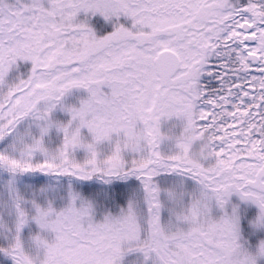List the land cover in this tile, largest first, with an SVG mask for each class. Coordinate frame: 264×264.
I'll list each match as a JSON object with an SVG mask.
<instances>
[{"label": "snow or ice", "instance_id": "obj_1", "mask_svg": "<svg viewBox=\"0 0 264 264\" xmlns=\"http://www.w3.org/2000/svg\"><path fill=\"white\" fill-rule=\"evenodd\" d=\"M0 264H264V0H0Z\"/></svg>", "mask_w": 264, "mask_h": 264}]
</instances>
